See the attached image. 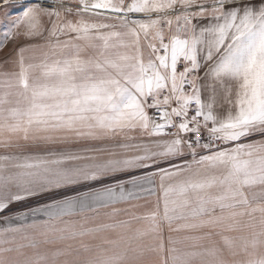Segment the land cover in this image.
I'll list each match as a JSON object with an SVG mask.
<instances>
[{
    "label": "snow or ice",
    "instance_id": "1",
    "mask_svg": "<svg viewBox=\"0 0 264 264\" xmlns=\"http://www.w3.org/2000/svg\"><path fill=\"white\" fill-rule=\"evenodd\" d=\"M0 26V264H264V0Z\"/></svg>",
    "mask_w": 264,
    "mask_h": 264
},
{
    "label": "rangeland",
    "instance_id": "2",
    "mask_svg": "<svg viewBox=\"0 0 264 264\" xmlns=\"http://www.w3.org/2000/svg\"><path fill=\"white\" fill-rule=\"evenodd\" d=\"M3 30V28H2V26H0V31H2ZM9 47H11V44H9Z\"/></svg>",
    "mask_w": 264,
    "mask_h": 264
}]
</instances>
